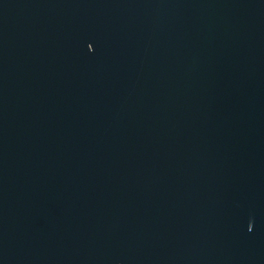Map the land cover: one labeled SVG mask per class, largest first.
<instances>
[{
	"label": "water",
	"instance_id": "1",
	"mask_svg": "<svg viewBox=\"0 0 264 264\" xmlns=\"http://www.w3.org/2000/svg\"><path fill=\"white\" fill-rule=\"evenodd\" d=\"M0 264H264V0H0Z\"/></svg>",
	"mask_w": 264,
	"mask_h": 264
}]
</instances>
